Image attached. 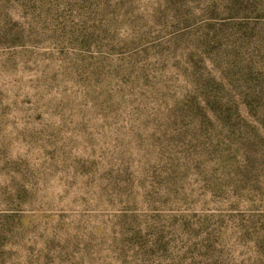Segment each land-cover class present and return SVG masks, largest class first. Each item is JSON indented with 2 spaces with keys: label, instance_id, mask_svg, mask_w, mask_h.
I'll return each instance as SVG.
<instances>
[{
  "label": "rangeland",
  "instance_id": "1",
  "mask_svg": "<svg viewBox=\"0 0 264 264\" xmlns=\"http://www.w3.org/2000/svg\"><path fill=\"white\" fill-rule=\"evenodd\" d=\"M247 98L264 0H0V264H264Z\"/></svg>",
  "mask_w": 264,
  "mask_h": 264
},
{
  "label": "trees",
  "instance_id": "2",
  "mask_svg": "<svg viewBox=\"0 0 264 264\" xmlns=\"http://www.w3.org/2000/svg\"><path fill=\"white\" fill-rule=\"evenodd\" d=\"M209 110L216 122L213 125L217 132L231 130L237 137V142L241 143L242 151H244V154L241 155L242 163L251 161L255 163L257 157H262L261 152L257 149L256 124L258 121L264 122V99L247 98L242 102L213 101L209 102ZM238 118L243 119L239 120ZM249 118H254L256 122L249 120ZM262 140L264 143V138Z\"/></svg>",
  "mask_w": 264,
  "mask_h": 264
}]
</instances>
